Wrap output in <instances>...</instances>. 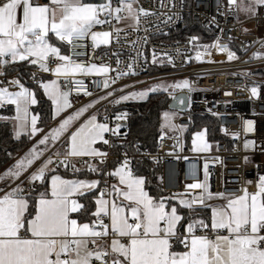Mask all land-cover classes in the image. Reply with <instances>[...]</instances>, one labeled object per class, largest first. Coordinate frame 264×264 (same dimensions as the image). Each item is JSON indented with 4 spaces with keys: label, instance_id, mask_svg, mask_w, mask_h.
<instances>
[{
    "label": "snow or ice",
    "instance_id": "obj_1",
    "mask_svg": "<svg viewBox=\"0 0 264 264\" xmlns=\"http://www.w3.org/2000/svg\"><path fill=\"white\" fill-rule=\"evenodd\" d=\"M253 2L264 5V0ZM134 3L135 0H119V6L113 7L111 0L99 4L86 0H49L48 4H40L39 0H0V69L27 62L42 72L53 71L58 77H67L70 72L91 71L78 65L70 68L68 64L50 69V56L61 61L69 60L50 43L51 35L67 43L89 35L94 42L101 38L106 43L111 34L93 32V27L109 22L108 17L117 21L131 18L138 23L139 14L148 13L142 8L134 9ZM229 3L245 12L253 10L245 5L244 0H239V3L238 0H229ZM124 11L127 15H120ZM215 47L222 52L227 51L225 45L217 44ZM233 58L234 54L229 52L228 59ZM3 75L4 72L0 71V76ZM183 86H187V81ZM40 87L56 114L71 106L69 92L62 91L57 80L41 82ZM12 88L18 90L12 91ZM252 91L256 93L255 88ZM132 95L143 98L146 93ZM37 103L35 93L20 79L0 81V107L14 105L18 128L30 126L31 135L39 131L38 117L30 112L31 106ZM85 110L68 116L58 128L39 140L38 145H44V149L32 148L0 174V183L5 185L0 187V264H264V176L259 178L254 193L245 189L238 197L216 194L226 201L221 206L206 203L213 198L206 185L196 183L187 186L203 189L204 199L199 204L211 207L210 231L216 233L214 238L207 231L197 234L198 230L209 229V224L203 219L189 217L186 223H182L186 218L179 213L178 207L167 203L175 196H150L145 190V180L133 174L127 158L109 173L118 178V185L105 184L103 189L99 188L100 181L97 180H66L59 175H53L50 186L35 199H32L31 189L26 193L20 184L12 187L44 155L49 140H58ZM164 117L169 120L168 113ZM123 118V114L116 116L117 120ZM119 128L117 125L110 129L108 124L97 123L96 116H92L70 135L67 150L57 153L58 162L80 171L69 163L70 158L106 156L93 145L98 140L109 143L104 139V133L111 131L117 135ZM20 135L21 132L16 131V137ZM202 136L203 133L197 134V138ZM193 143L195 145L196 140ZM61 155L63 159L59 160ZM52 163L53 159L49 157L29 175L28 183H44ZM87 168L91 172L99 171L92 164H87ZM97 190L98 194L94 195L96 210L91 213L95 219L88 218V222H82L81 218L88 217V209L77 197ZM194 203L187 199L179 201L180 205L193 211ZM74 213L81 218L74 217ZM105 217L109 220L107 224L104 223ZM225 232L227 234H222ZM107 238H111L110 244L101 243Z\"/></svg>",
    "mask_w": 264,
    "mask_h": 264
},
{
    "label": "built area",
    "instance_id": "obj_2",
    "mask_svg": "<svg viewBox=\"0 0 264 264\" xmlns=\"http://www.w3.org/2000/svg\"><path fill=\"white\" fill-rule=\"evenodd\" d=\"M86 2L99 4L105 0ZM39 3L48 4L49 0H39ZM111 3L113 7L119 6V0ZM244 3L253 9L246 12L251 14L246 18H243L245 12L229 0H135L136 9L142 8L148 13H140L138 23L134 20L133 26L119 28L129 19L117 21L108 17L109 22L92 29L109 32L106 43L94 42L90 35L67 43L70 66L107 69L104 76L62 83V90L69 92L71 105L77 109L91 100L107 97L99 106L105 110L103 122L110 129L120 125L117 135L107 132L105 139L109 143H103L106 156L69 163L76 169L87 170V164H106L109 170L105 181L109 186L113 180L109 173L126 158L134 175V162L149 163L158 173L165 196L183 194L179 196L194 201V207L201 206L199 201L205 195L202 188L187 187L196 183L206 185L215 197H218L216 194L238 197L245 189L256 192L259 178L264 176V56L259 57L264 52V5L256 6L252 0ZM188 21L192 26L190 33L180 34ZM196 30L200 33H195ZM217 44L227 46V51H220L215 47ZM229 52L234 54L232 60L228 59ZM60 64L61 60L55 56L49 57L50 69ZM12 67L13 64L2 70L7 72ZM35 74L37 77L31 82L37 85L41 83L42 73L36 68ZM171 78L187 81V86L182 85L172 97L183 94L187 98L186 111H177L179 115L172 120L173 131L158 140L154 151L142 150L136 145L130 150L115 151L125 134L123 121L116 119L120 115L116 111L120 102L116 101ZM155 88L156 91L149 88L150 92H160ZM182 104L180 100L179 105ZM193 116L212 119L223 136L209 141L208 128L204 127L201 132L206 135L209 149L206 153L195 149L193 141L198 132L191 131ZM51 158L54 167H65L57 156ZM62 159L63 156L59 157ZM67 168L73 171L71 166ZM28 177L17 183L26 193L40 185V182L29 184ZM107 221L105 217L104 222Z\"/></svg>",
    "mask_w": 264,
    "mask_h": 264
},
{
    "label": "trees",
    "instance_id": "obj_3",
    "mask_svg": "<svg viewBox=\"0 0 264 264\" xmlns=\"http://www.w3.org/2000/svg\"><path fill=\"white\" fill-rule=\"evenodd\" d=\"M191 22L188 21V25L181 29L180 34L190 33ZM195 33H200L196 30ZM209 41V39H205ZM14 69L10 74H16L26 87L34 90L38 99V105L34 107L33 111L40 116L39 126L47 129L52 123V106L50 102L45 98L40 84H33L31 79L34 78L36 66H32L27 62L13 64ZM8 75V74H7ZM35 77L37 75L35 74ZM41 82L44 80L42 76ZM172 100L171 95L166 92L153 93L149 96L145 102H132V103H120L116 111L124 115V138L120 143H117L115 151L130 150L134 145L138 146L142 150L154 151L158 144V140L167 133L162 124V115L169 110V104ZM14 116L13 107H1L0 118ZM192 132H200L204 127L208 128V140L215 141L223 138L220 129L210 118L206 116H193ZM32 141L29 135L22 136L21 138H15L14 130L11 123L0 119V173L9 166L16 158L24 154L30 147ZM104 148V147H103ZM99 171L91 172L87 169H80V171H71L67 167H55V174L61 175L68 179H99L102 183L105 181V175L109 170L106 164L100 162L94 164ZM13 166V165H12ZM11 166V167H12ZM10 167V168H11ZM133 168L135 175L144 177L146 180V190L149 195L154 198L164 197V193L161 190L159 177L157 171H155L149 163L146 162H134ZM4 183H0V187H4ZM47 181L40 183L38 187L31 190L32 199L38 197V194L45 190ZM98 194L90 192L84 197H79V201L85 205L88 209V217H79L77 214L75 217L81 218L82 222H88V218L91 217V213L95 211V199L94 195ZM182 215L186 218L182 223L187 222V218H196V215L191 214L188 211H183ZM183 231V229H182Z\"/></svg>",
    "mask_w": 264,
    "mask_h": 264
},
{
    "label": "crops",
    "instance_id": "obj_4",
    "mask_svg": "<svg viewBox=\"0 0 264 264\" xmlns=\"http://www.w3.org/2000/svg\"><path fill=\"white\" fill-rule=\"evenodd\" d=\"M97 42L98 43H102V39L101 38H98L97 39ZM50 43H52L54 46H56V47H58L60 49V53H61L62 56H66L67 42H61L54 35H51ZM19 63H23V62H19ZM19 63H16V64H19ZM61 64H68V62L67 61H61ZM32 66H34V65H32ZM69 67L71 68L73 66H70L69 65ZM80 67L81 68H85V69H92V70L91 71H88V72H79V71H77V72H70L67 77H65L63 75H61V76L58 77L57 75L54 74L53 71H48V72H42L41 71V73H42L41 76L44 78V80L42 82L43 83H47V82H50L52 80H57V82L61 86L62 83H64V82L65 83H70L71 81H83L85 78H87L89 76H104L107 73V70L106 71H100V69L103 68V67H98V66H95V68H93V66H86V67L80 66ZM13 69H14V66L12 67L11 70H8L7 72H4L2 69H0V71H3L4 72V75L3 76H0V81H5L6 82V81H10L12 79H20L18 75H16V74H10V72ZM41 90L43 91L42 88H41ZM61 90H62V88H61ZM32 91L34 92V90H32ZM143 92L146 93V95L143 98L139 97L138 99H136L137 101H131V102H145V101H147V99L149 98V96L151 94H153V92L151 93L149 89L148 90H144ZM43 93H44V91H43ZM44 96L50 102V104L52 106V120H53L52 125L49 128H47V129L41 128L39 126L40 116H39V114H37V113H35L33 111L34 107H36L38 105V103L36 105L31 106L30 112L38 117V120H37V128L39 129V131L35 135H31L30 134L31 133V127L30 126L28 127L27 132H25V134H22L19 138H21L22 136H25V135H29L30 136V139L32 141L30 147L28 148V150L24 154H22L21 156H19L18 158H16L9 166H7L0 174L4 173L12 165H14L18 159H20L21 157L25 156V154H27L32 148L38 146L40 149H44L45 148L44 145H38L39 140H41L44 136L48 135L53 129L58 128L59 125H60V123L64 119H66L68 116L73 115L74 113L80 111L81 109H86V110L83 111L82 115H80V117L78 119H75V120H73L71 122L68 130L66 132H64L63 135H61L58 140H55V141L49 140V142L47 144V150L44 152V155L39 160H37L33 164V166L30 167L28 169V171L25 172L20 177V179L19 180H16L12 185L17 184L24 177L29 176L32 172L36 171V169H38L39 167H41L42 164L49 157H51L52 155L57 156V153H63V152H65L67 150V147H68L67 145H68V139H69L70 135L73 132L77 131L88 120H90L92 116H96V122L97 123H104L103 122V117L105 115V110L103 108H99V106L107 99V97H101V98H98V99L91 100L90 102H88L87 104L83 105L82 107L77 108V109H74L73 106L70 103L69 96H68V102H69V104L71 106L68 107V108H66L64 111L60 112L59 114H56L55 113L54 106L52 105L51 101L48 99V97L45 94H44ZM125 96L128 97L129 95H125ZM125 96H123V97H125ZM36 99H37V97H36ZM37 101H38V99H37ZM120 103H124V104L125 103H130V100L121 99L120 100ZM9 106L10 107H13V109H14V116H13V118H14L16 116L15 106H13V105H5L3 107H9ZM122 121L124 122V118H123ZM106 135H107V133H104V139H105ZM205 141H206V135H205ZM93 147L96 148L100 153H103L104 148H103V141L102 140H98L93 145ZM195 149H197L196 148V143H195ZM197 151L198 152H201L199 150H197ZM60 157H62V155ZM100 158H101L100 156H97L95 158H92V157H74V158H70V160L87 159L89 161H94V160H98ZM49 168L51 169V171H48L45 174L46 175V180L45 181H47V186H46L45 190L50 186L51 177L53 175H58V174H55L54 173L55 170H56V168L53 166V163L51 165H49ZM116 169H114V171ZM59 176L62 177L61 175H59ZM138 177H140V176H138ZM62 178L63 179H66V180H88V181L97 180V181H100L99 179H68V178H64V177H62ZM142 178L145 180L144 177H142ZM105 184H106V181H104L103 183L100 181L99 188L101 189V187L104 186ZM113 184L118 185V178L117 177H113V180H112V182H111L110 185H113ZM145 190H146V180H145ZM88 193H90V192H88ZM88 193H86V194H88ZM163 198H169V197L164 196ZM77 199L79 200V197H77ZM180 199H187L188 200V198L186 196H176L174 199L168 200L167 203L168 204H171V205H176L178 207V211H179V213L181 215H182V212L180 210H183V211H188L191 214L193 213L194 215H196V219H203L206 223L209 224V229H207V230H198V233H199L198 235L204 234V232L207 231L208 235L210 237H213L214 238L215 233L210 231L211 207H203L202 205L201 206H198V207H194L193 206L194 207V211H193V210H190V209H188V208L183 207L182 205H180L179 204ZM206 203L208 205H210V206H221V205L225 204L226 201L224 199L219 198V197L213 196V198L208 199L206 201ZM76 215H77L76 213L73 214L74 217ZM104 223L107 224V223H109V221L104 222ZM181 231H182V229H181ZM222 234H227V233L225 232V233H222ZM105 242L108 243V244H110L111 243V240H109V241L108 240L101 241V243H105ZM180 247H182V246H180Z\"/></svg>",
    "mask_w": 264,
    "mask_h": 264
},
{
    "label": "rangeland",
    "instance_id": "obj_5",
    "mask_svg": "<svg viewBox=\"0 0 264 264\" xmlns=\"http://www.w3.org/2000/svg\"><path fill=\"white\" fill-rule=\"evenodd\" d=\"M255 5L257 6L258 4L255 3ZM133 7H134V9H136V6L135 5H133ZM250 15H251L250 13H246L245 12L243 18L249 17ZM133 23H134V20L131 19V18H129V20L127 22L121 23L119 25V28H125V27H129V26H133ZM263 56H264V52L259 57H263ZM184 82L185 81L181 80L180 78H171V79L163 80V81H161L159 83H156L155 85H151L149 87L144 88L143 90H139V91H137V93L134 92V93L129 94V96H128L129 99H127V100H130V103H132L131 101H137L136 99H138L140 96L139 95H136L135 97H133L132 94L144 93L143 92L144 90H147L149 88H155V87L158 88V91H160V92H166L169 95H171V97H173L175 95V93L179 92V90L182 87V85H183ZM174 85H181V86L180 87H173ZM160 86H163V87H160ZM10 90L16 91L18 89L12 88ZM165 113H168L169 114V120L168 121L165 120V117H164V114ZM178 115H179V113L177 111H174V110H171V109H169L168 111H166V112L163 113V116H162V124H163L164 129L167 131V133H171L173 131L172 120L176 116H178ZM14 118H11V117H2L0 119L12 124L13 130H14V136H15V138H17L16 137V131L19 130L21 132V135H22V134H25V132H27V129L28 128L27 129H19L18 128V122L15 121ZM199 133H203V136H202V138H197V135H196V148L202 149V150H199V151L206 153V152H208L209 149H207V147L205 149V145H206L205 134H204V132H201V131L198 132V134Z\"/></svg>",
    "mask_w": 264,
    "mask_h": 264
},
{
    "label": "water",
    "instance_id": "obj_6",
    "mask_svg": "<svg viewBox=\"0 0 264 264\" xmlns=\"http://www.w3.org/2000/svg\"><path fill=\"white\" fill-rule=\"evenodd\" d=\"M180 100H183L182 105H179ZM169 109L174 110V111H186L187 98L185 97V95L179 94L176 97H174L169 104Z\"/></svg>",
    "mask_w": 264,
    "mask_h": 264
}]
</instances>
